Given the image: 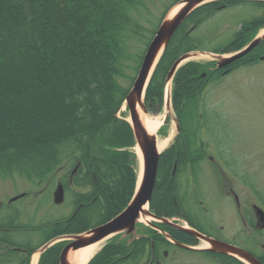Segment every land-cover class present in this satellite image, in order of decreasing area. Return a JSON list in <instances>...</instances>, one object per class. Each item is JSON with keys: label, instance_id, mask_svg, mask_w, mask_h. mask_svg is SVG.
Returning <instances> with one entry per match:
<instances>
[{"label": "trees", "instance_id": "obj_1", "mask_svg": "<svg viewBox=\"0 0 264 264\" xmlns=\"http://www.w3.org/2000/svg\"><path fill=\"white\" fill-rule=\"evenodd\" d=\"M144 1L0 0V179L20 175L29 181L44 182L60 173V181L70 190L71 171L79 165L72 177L74 187L79 189L73 191L74 202L84 203L75 221L63 218L47 222L50 234L40 245L32 246L26 264L29 255L49 239L101 225L123 211L132 199L137 179L136 155L132 150L134 134L125 117L117 115L130 88L119 79L128 78L127 62L132 60L129 35L143 37L139 30L144 28L133 16ZM247 4L262 12L243 20L228 42L207 50V40L198 35L199 29L219 12ZM262 27L264 2L261 1H216L198 8L170 41L150 81L146 99L162 103L167 74L183 54L194 50L238 51ZM155 31L149 33L151 37L144 43L137 72ZM262 56L264 40L228 70L255 64ZM69 59L74 61L68 64ZM91 63H94L92 67ZM215 64V61H190L175 75L172 103L180 132L160 158L151 202L158 215L182 216L186 184L190 175L196 174L195 167L206 160L210 143L201 136L204 131L213 132L207 127L205 96L208 86L222 82L225 76L221 69L213 70ZM80 67L81 72L77 70ZM88 68L95 69L97 74L87 75ZM60 82L63 88L59 89L58 106L63 120L47 123L46 127H42L43 122L26 120V114L37 110L46 116L41 103L49 99L53 86L60 87ZM165 192L167 201H160L158 195ZM188 221L196 229L205 230L204 224L191 218ZM63 245L57 244L45 252L41 264H59ZM135 245L136 250L140 248L137 257L117 259V254L124 255L129 249L125 240L112 241L90 264H140L151 255V250L147 243ZM164 245L163 241L160 245L156 242L157 253ZM10 247L0 249V264H23L14 247L26 245L12 241Z\"/></svg>", "mask_w": 264, "mask_h": 264}, {"label": "rangeland", "instance_id": "obj_2", "mask_svg": "<svg viewBox=\"0 0 264 264\" xmlns=\"http://www.w3.org/2000/svg\"><path fill=\"white\" fill-rule=\"evenodd\" d=\"M180 2L181 0H145L144 4L134 11L133 18L139 25L143 26L144 30H139L143 34L140 39L139 36L133 33L129 35L131 37L128 42L130 46L129 53L132 60L127 62V65H129L126 68L128 78L119 79L124 86L130 88L132 78L137 76L139 56L144 49V43L146 44L151 37L149 33L154 30L157 31L163 18L176 8ZM261 12L252 4L225 9L206 22L197 33L207 40V50H210L228 42L236 30L241 28L240 23L243 20ZM161 18L162 20L160 21ZM263 30L262 27L259 32L261 33ZM71 61L74 60L69 59L68 64ZM192 61L210 62L213 60L209 57L201 56L194 58ZM93 64H90L91 67ZM229 66L219 70L224 74ZM90 69L88 68L85 71L87 75L93 76L97 74L95 69ZM216 69H218L217 64L213 67V70ZM77 70L81 72L82 68H77ZM209 70L211 71V69ZM207 75L208 73L206 72L203 74L204 77ZM62 85L60 82V87L59 85L57 88L53 86L49 92L51 93V96L48 97L49 99L42 101L41 110L46 113V116H43L37 110L26 114L24 116L25 119L31 118L30 120L38 124L43 122L42 127H46L47 123H57V120L62 121L63 117L60 106H58L61 96V90L59 89L63 88ZM173 85L174 80L172 81V93ZM165 98L164 91L161 104H155V102L152 103L146 99L145 104L148 111L151 114L161 113L165 109ZM205 99L208 115L207 127L213 133H206L205 131L202 133L201 137L210 143V147L206 152V160L195 167L196 174L190 175V182L186 184L188 186L185 192L190 194H186V197L182 200V202L184 201L185 210L181 211V215L186 219H194L201 224L214 225L222 237H227L234 242L246 243L247 247L264 257V227H261L262 223L253 214L256 212V206L264 208V60L252 65L235 68L232 71L228 70V75L223 78L222 82L208 86ZM23 111L25 112V108H23ZM171 112L167 122L162 124L159 129V134L163 137H167L173 127H175L177 134L178 122L173 103ZM117 115L118 117L123 116L129 121V112L125 101ZM134 143L132 150L136 155L137 184L140 158L135 136ZM17 148L21 150L22 147L17 146ZM217 164L221 168L217 167ZM223 164H228L230 168L226 170ZM60 175V173L54 174L50 179H45L46 181L44 182L29 181L20 175L4 178V180L0 181V201L4 200L7 202L9 198L14 199L20 193L29 191L32 192V197L36 194V198L34 197L36 200L32 197H26L14 203V206L19 207V209L23 207L22 210L29 214L37 213L39 221L69 217L74 211L72 203L75 199L74 196L71 193H67L65 201L61 205H56L53 201V193L57 187ZM199 180L200 183L198 182ZM231 186H233L239 196L240 207L237 206L233 197L228 195ZM160 192L162 191L159 190L158 193L160 194ZM158 196H160L158 197L160 201L165 202L166 198L168 199L166 192L164 195ZM165 196L167 197L165 198ZM174 200H176L175 197ZM174 202L176 203V201ZM171 205L173 206L172 202ZM249 211L251 212L249 213L251 215V229L244 226L243 217L241 216V214L247 216ZM185 218H180L177 222L183 225H190ZM204 227L207 228L206 225ZM59 237L61 236L56 235L53 239ZM121 237L125 238L124 234H117L109 238L105 245L112 241L120 240ZM38 244L40 245V241L35 246ZM192 244L195 247L205 249L207 247L206 242L197 241V239ZM41 248L35 250L29 258L28 264H31L34 254L40 252ZM168 251L169 257L161 259V264H211L200 253H185L179 250L176 251L172 247L168 248ZM61 252L62 250L60 254ZM43 255L44 253L41 254V258ZM38 264H41V260Z\"/></svg>", "mask_w": 264, "mask_h": 264}, {"label": "water", "instance_id": "obj_3", "mask_svg": "<svg viewBox=\"0 0 264 264\" xmlns=\"http://www.w3.org/2000/svg\"><path fill=\"white\" fill-rule=\"evenodd\" d=\"M213 1L218 0H181V2L177 5V10L172 14L171 12L175 9L174 8L163 18L146 50L133 86L125 98V103L129 111V123L133 129L136 139V147L140 149L139 151L142 154V160L139 155V175L141 170L143 173L140 181L138 177L134 195L128 206L118 215L102 225L79 234L64 235L51 240L39 250L40 254L44 253L55 243L67 240L69 243L62 249L59 264H77L69 260V255L72 251L81 250L82 248L98 243L104 239L111 238L120 233H125L126 235L135 233L136 225L140 222V218L142 216H149L152 220L169 223L177 229L185 231L197 237L201 241L206 242L208 245L207 249L211 251L234 256L246 264H262L253 254L238 246L208 237L190 226L175 224L166 218L155 215L149 209L153 191L157 182L159 161L163 151H160L158 147V130L155 129L148 131L141 120L138 110H142L144 113L149 115L151 114L145 104L146 92L163 54L179 26L196 9ZM253 1L264 2V0ZM263 40L264 30L259 33L246 47L236 53L216 54L207 51H192L179 57L171 66L166 77V109L170 110L171 108V88L170 91H167V86L169 82H171L172 86V81L177 71L187 62L198 57L199 54H203L206 57L217 61L218 68H224L251 52ZM151 115L154 117L160 116V114ZM167 118L168 115L165 117L164 121H166ZM177 128L178 131H180L179 123L177 124ZM76 170L77 168L75 171ZM22 196L23 195L16 197L12 199V201ZM64 196V186L59 184L54 193V202L56 204H62L64 202ZM255 209L258 219L262 223V227H264V210L258 206H256ZM173 242L187 249L202 250L201 248L185 245L175 240H173Z\"/></svg>", "mask_w": 264, "mask_h": 264}, {"label": "flooded vegetation", "instance_id": "obj_4", "mask_svg": "<svg viewBox=\"0 0 264 264\" xmlns=\"http://www.w3.org/2000/svg\"><path fill=\"white\" fill-rule=\"evenodd\" d=\"M159 163H160V161H159ZM224 165H225L226 170H228L230 168V167H228V164H223V166ZM217 167L221 168V166L219 164H217ZM189 168H191V166H189ZM175 169H176V165H175V168L173 171V176L175 173ZM71 172H73V170ZM15 176H17V175H15ZM73 176H74L73 173H71V175H70V187L72 189V190L70 189L71 191L66 188V186L60 181V179L58 180L57 186L60 183L63 184L64 189H65V196L67 193H71L74 196L73 191L74 192L79 191V189H77L73 185V182H72ZM2 180H4V179H0V181H2ZM198 182L200 183V180ZM187 184H189V183H187ZM155 187H156V185H155ZM154 190H155V188H154ZM153 193H154V191H153ZM22 194H24V196L15 200V201H12V198L11 199L9 198L7 200V202H5L4 200L0 201V225H3V227L0 226V240L3 241V242H0V249H2L1 251H3V249L7 250V249L11 248L10 244L12 243V241L13 242H18V241L21 242L22 244L26 245V247H14V249L19 251V257L22 259L21 263L26 264L25 258H27L30 250L32 249V246L37 244L39 241L41 242L46 235L48 236L50 234V226L47 224V222L50 220L39 221L38 217H37V213L29 214L28 212H24L22 210L23 207H20V209H19V207L14 206L15 205L14 203L19 201L20 199H23L26 197H32V192H29V191L20 193V195H22ZM186 194L189 195L190 193H185L184 197H186ZM228 195L232 196L234 201L236 202L237 206L240 207L239 196L237 195L236 191L233 189V186H231L229 188ZM17 196H19V195H17ZM34 197L36 198V194L34 195ZM34 197H32V198H34ZM152 197H153V195H152ZM74 200L72 201L74 211L69 217H66L68 219L72 218L73 220L77 216L80 208L82 206H84V203H77L76 204L74 202ZM261 208H263V207H261ZM151 209H152L151 212H153L155 215H157L159 217L166 218L175 224H179V225L184 226L183 224L178 223L177 221L180 218H185V217L180 216V215H177V216L158 215L152 207H151ZM249 213H251V212L249 211L247 216H245L243 214H241V216L243 217L244 226H246L248 229H251V226H252L251 225V215ZM255 213L256 212H254L253 214L258 219V216ZM39 218H41V217H39ZM186 220L188 221V219H186ZM74 221H72V223ZM256 224H257V220H256ZM22 225H30V226L27 227V226H22ZM204 225H206L207 228H204L205 230L201 231V230L196 229L195 227L191 226V224H190V226L192 228L196 229L197 231L201 232L202 234H204L208 237H211L213 239L220 240V241H223L226 243H230L232 245L238 246V247L250 252L262 264H264V257L258 255L255 251H253L252 249L247 247L246 243H243V242L238 243V242H234V241L228 239L227 237H224V236L222 237L221 235H219V232L216 230L215 226L212 224H209V225L204 224ZM135 231H136L135 233H131L130 235H126L124 233V237L126 239L121 237L120 240H117V242L125 240L126 245H127L126 247L129 249L128 252L124 255L117 254L115 256L117 259H120V258H128L129 259V258H132L133 255H134V257H137V255H139L138 253H139L140 248L136 250L135 244H137V243H145L146 244L147 243L148 247L151 250V255L146 257L145 259H143L140 264H161L162 263L160 261L161 259L169 257L168 248H170V247L174 248L176 251L179 250V251H182L185 253H188V252L200 253L202 255V257L206 258V261H208L211 264H245L244 262H242L241 260L237 259L234 256H230V255H226V254H222V253H215L209 249L194 250V249H187V248L181 247L180 245H177L175 242H173V240L180 242L182 244L194 247L192 242L195 239H197V241H199L200 239H198L197 237H195V236H193V235H191L185 231H181V230L177 229L176 227H174L173 225H171L169 223H165V222L157 221V220H150V222H148V223L140 221L136 225ZM53 238L49 239L48 241H46L43 244H46L47 242H49ZM245 240H247V239H245ZM162 241L165 243V245L163 247H161L157 253L156 242H159V245H160V242H162ZM60 243H63L64 245L66 244V242H64V241H62V242L60 241ZM60 243H58V244H60ZM263 248H264V246H263ZM33 252L29 255L30 257L32 256ZM156 253H157V258L155 256Z\"/></svg>", "mask_w": 264, "mask_h": 264}, {"label": "bare ground", "instance_id": "obj_5", "mask_svg": "<svg viewBox=\"0 0 264 264\" xmlns=\"http://www.w3.org/2000/svg\"><path fill=\"white\" fill-rule=\"evenodd\" d=\"M177 8L178 6L171 13L173 14L177 10ZM201 56H205V55L199 54L198 57H201ZM170 88H171V82H169L167 86V91H170ZM138 112L141 117V120L143 121V124L148 129V131H152L155 129L158 130V128L163 124L164 118L167 115L170 116L172 113L171 109L169 110L166 108L160 113L159 117H154L151 114L150 115L146 114L142 110H138ZM175 135H176L175 127L172 128L171 134L168 137H163L161 135H158L159 150L162 151L166 149L171 143V141L173 140V138L175 137ZM139 150L140 149L137 148L138 154L140 155L141 160H142V154ZM142 174L143 173L141 170L140 175H139V181L142 178ZM149 219H150L149 216H142L140 218V221L147 222ZM107 241H108L107 239H104L98 243L82 248L81 250L72 251L69 255V260L77 264H87L96 255V253L102 249V247L105 245ZM39 258H40V252H37L36 254H34L31 264H38Z\"/></svg>", "mask_w": 264, "mask_h": 264}]
</instances>
